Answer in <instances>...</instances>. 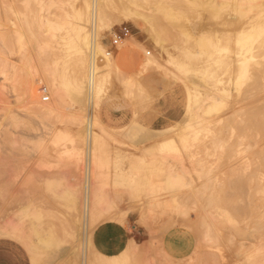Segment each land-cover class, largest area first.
I'll list each match as a JSON object with an SVG mask.
<instances>
[{"label": "rangeland", "instance_id": "rangeland-1", "mask_svg": "<svg viewBox=\"0 0 264 264\" xmlns=\"http://www.w3.org/2000/svg\"><path fill=\"white\" fill-rule=\"evenodd\" d=\"M85 1L81 26L111 64L91 92L86 69L82 108L72 82ZM94 2L0 0L2 264H264L262 8L102 0L98 23ZM170 228L193 234L188 257L162 251Z\"/></svg>", "mask_w": 264, "mask_h": 264}, {"label": "bare ground", "instance_id": "bare-ground-1", "mask_svg": "<svg viewBox=\"0 0 264 264\" xmlns=\"http://www.w3.org/2000/svg\"><path fill=\"white\" fill-rule=\"evenodd\" d=\"M248 1V0H247ZM264 1V0H263ZM244 3H245V1H243ZM243 2H241V4L243 3ZM253 3V4H255V5H259L260 6V8H262V12L264 13V2H262L261 0H250V2L249 3ZM85 3V7H84V12L82 13V14H77L76 15V18L79 20V23L77 24V33H76V35H77V43H78V52H79V54L75 57V60H74V65H73V82H72V91H73V97H74V100L76 101V103L78 104V105H81L82 106V108H84V106H85V102H86V94L87 93H85L86 92V90H85V85H83V80H84V78H85V73H86V69H88V79H89V84H88V92H91L90 91V88L92 87V84H93V80L95 79V77H96V74H99V71L97 72V70H99V68H100V66H104V69H103V71H105L106 69H108L109 67H110V64H111V60L108 58L109 56V54H107L106 52H103L102 51V49H100V47L98 46V43H97V41H98V38L97 37H95L94 35V37L93 36H91L90 38L91 39H93V40H89V37H88V35H87V33L84 31V29L82 28V26H81V24H83V23H86V22H88L89 21V16H90V14L92 15V13L90 12L92 9H91V6H90V4H88V2L87 1H85L84 2ZM101 3H102V0H95V2H94V7H93V11L95 10V12H94V14H93V16H94V21L95 20H97L98 21V23H100L101 22V20H102V14H101V12H100V10L101 9H103V8H101ZM251 3V4H252ZM240 4V5H241ZM249 5V8H246V11H247V9L248 10H250V11H252V10H255L256 9V6H253V4L252 5ZM244 6L246 5V4H243ZM242 5V6H243ZM244 6L241 8V7H239L240 8V10L239 11H237V15L236 16H238V17H240L241 19L243 18V17H246L245 15V13H244V11H243V9H244ZM247 7V6H246ZM245 11V12H246ZM249 12V11H248ZM253 12V11H252ZM256 12V11H255ZM254 14V13H253ZM253 14H251V15H253ZM92 17V16H91ZM251 17V16H250ZM257 18V17H256ZM237 19V18H236ZM251 19V18H250ZM261 19H263V18H261ZM254 20H256V19H254ZM134 21L136 22V24L141 28V30H142V33H144V34H147L148 32H147V28L146 27H144V25L142 24L144 21H145V19H141L139 16L138 17H134ZM238 21V20H237ZM261 21V20H260ZM251 22V21H250ZM90 23V22H89ZM144 24H146V22H144ZM249 24V23H248ZM247 24V25H248ZM86 25H87V23H86ZM99 25V24H98ZM264 25V24H263ZM249 26H250V24H249ZM249 26H248V28H249ZM256 27V26H255ZM5 28V27H4ZM260 28V27H259ZM252 29H253V27H252ZM258 30V29H257ZM250 32H252L251 30H250ZM256 32V31H255ZM261 33V32H260ZM148 35V34H147ZM150 35V34H149ZM249 36V35H248ZM253 36V35H252ZM251 38V37H250ZM92 41V42H91ZM93 43V46H90L91 45V43ZM91 47V48H90ZM89 48L91 49L90 51H91V55H89V56H91L90 58V60H89V62H90V66L89 65H87V66H89V68L86 66V63H88L87 62V53H88V50H89ZM148 54H150V53H148L147 51L145 52V55H148ZM230 55V54H229ZM108 56V57H107ZM145 59V66L146 67H152V66H155L156 65V62H155V59L154 58H151V57H146V58H144ZM240 59V58H239ZM241 60V59H240ZM236 63H238V62H236V60H235V64ZM239 64V63H238ZM242 64V63H241ZM236 66H238V65H236ZM239 66H240V64H239ZM238 66V67H239ZM243 66V65H242ZM241 66V68H243ZM240 68V67H239ZM258 69V68H257ZM264 69V68H263ZM262 71V70H261ZM260 71V72H261ZM262 72H264V71H262ZM104 75H102L101 77H100V80L101 79H104ZM257 77H259V76H257ZM97 78H98V76H97ZM258 79H260V78H258ZM96 81V80H95ZM252 81H254V80H252ZM256 81V80H255ZM102 82V81H101ZM257 82V81H256ZM261 82V81H260ZM100 83V82H99ZM255 83V82H254ZM256 84V83H255ZM255 84H253L254 86H255ZM100 85H101V83H100ZM262 85V84H261ZM256 87V86H255ZM99 88V87H98ZM93 89V88H92ZM98 92V91H97ZM99 94V93H98ZM256 94V93H255ZM88 95H89V93H88ZM100 95V94H99ZM90 98H88V100H89ZM97 99V98H96ZM242 102V101H241ZM240 103V102H239ZM253 103V102H252ZM235 105H236V103H235ZM248 105V104H247ZM245 107V106H244ZM258 109V108H257ZM254 112V111H253ZM259 112V111H258ZM258 112H256L257 114H258ZM264 112V111H263ZM255 113V112H254ZM259 116V115H258ZM249 117H251V116H249ZM91 125V124H90ZM88 126H89V124H88ZM89 128H90V126H89ZM172 177V176H171ZM175 182V181H174ZM166 184V183H165ZM174 183H173V181L172 180H170L169 178H168V180H167V184L166 185H168V186H172ZM179 184V183H178ZM175 185H176V183H175ZM167 186V187H168ZM173 187V186H172ZM171 187V188H172ZM72 194V193H71ZM68 196V195H67ZM183 216V215H182ZM185 218V217H184ZM173 219H175V218H173ZM178 220V219H177ZM189 222V221H188ZM187 222V223H188ZM187 223H184V225L185 224H187ZM191 227V226H190ZM189 228V227H188ZM202 232V231H201ZM204 232V231H203ZM203 237V236H202ZM201 241V240H200ZM207 241V240H206ZM200 244V243H199ZM124 258V257H123ZM115 261V260H114ZM104 262V261H103ZM123 262V261H122ZM107 263V262H106ZM100 264V263H99ZM105 264V263H104ZM111 264V263H110ZM114 264V263H113Z\"/></svg>", "mask_w": 264, "mask_h": 264}, {"label": "crops", "instance_id": "crops-1", "mask_svg": "<svg viewBox=\"0 0 264 264\" xmlns=\"http://www.w3.org/2000/svg\"><path fill=\"white\" fill-rule=\"evenodd\" d=\"M121 238V235L111 226V229L102 238L105 253L114 255L120 248ZM160 244L166 256L171 259L179 260L192 254L195 247V238L193 234L186 229L170 228L162 234ZM0 264H2L1 258Z\"/></svg>", "mask_w": 264, "mask_h": 264}, {"label": "built area", "instance_id": "built-area-1", "mask_svg": "<svg viewBox=\"0 0 264 264\" xmlns=\"http://www.w3.org/2000/svg\"><path fill=\"white\" fill-rule=\"evenodd\" d=\"M129 34V31L126 27H122L119 31L117 32H114L113 33V38H112V42L111 44L113 46H116L120 41H122L125 37H127ZM107 54H109V52H106ZM41 101L43 103L47 102L48 101V97L47 96H43L41 98Z\"/></svg>", "mask_w": 264, "mask_h": 264}]
</instances>
